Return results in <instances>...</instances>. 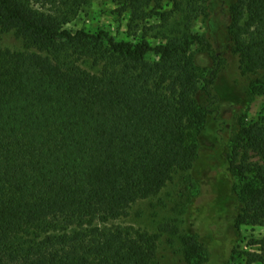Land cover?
<instances>
[{
  "label": "trees",
  "instance_id": "trees-1",
  "mask_svg": "<svg viewBox=\"0 0 264 264\" xmlns=\"http://www.w3.org/2000/svg\"><path fill=\"white\" fill-rule=\"evenodd\" d=\"M92 1L0 0V31L24 44L0 47V264H156L157 234L113 223L175 175L201 176L210 144L235 234L264 226V105L229 134L215 92L229 53L250 81L244 107L264 95V0H110L128 40L67 28ZM254 244L231 255L264 264ZM185 246L207 263L198 236Z\"/></svg>",
  "mask_w": 264,
  "mask_h": 264
},
{
  "label": "rangeland",
  "instance_id": "rangeland-1",
  "mask_svg": "<svg viewBox=\"0 0 264 264\" xmlns=\"http://www.w3.org/2000/svg\"><path fill=\"white\" fill-rule=\"evenodd\" d=\"M179 21V16L174 17V20H171V28L175 27V23ZM154 24H160L157 18L150 20V25ZM126 25V16L119 15L116 6L110 0H93L80 10L78 16L67 28L72 32L101 29L117 40H128L130 36H127ZM192 33H198L203 38H209L211 35L208 24L202 20L196 22ZM147 35L152 46L157 45L160 39L157 32H148ZM0 47L22 51L24 44L14 33L0 31ZM194 53L200 67L210 65V60L202 48H194ZM223 57L224 67L215 85V92L219 98L220 114L227 112H225V118L230 134L238 119L256 117L264 105V95L255 97L246 109L244 91L250 81L240 77L236 60L229 53L224 54ZM209 146L211 148L200 165L201 169L205 167L201 176L191 174L189 178L185 174L175 175L172 182L158 195L137 202L131 206L127 217L113 223L157 234L156 264H197L196 256L189 257L187 261L188 257L185 253L186 239L191 235L198 236L206 245L208 261L205 264H242L238 255L232 256L231 251H256L258 246H255L254 242L264 240V226L242 225L235 234L232 227V192L225 186L220 173L215 176L214 172L206 168L208 164L210 168L215 169L219 163L215 151L217 147L211 144ZM251 160L253 162L256 160L252 154ZM214 177L216 181L213 187L216 196L213 198L210 185L214 182ZM238 184L237 187L240 190L241 185Z\"/></svg>",
  "mask_w": 264,
  "mask_h": 264
}]
</instances>
